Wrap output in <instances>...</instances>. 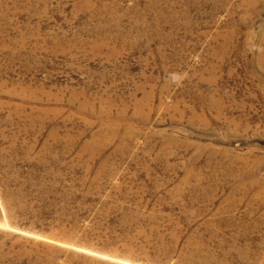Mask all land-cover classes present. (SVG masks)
I'll return each mask as SVG.
<instances>
[{
    "label": "rangeland",
    "instance_id": "obj_1",
    "mask_svg": "<svg viewBox=\"0 0 264 264\" xmlns=\"http://www.w3.org/2000/svg\"><path fill=\"white\" fill-rule=\"evenodd\" d=\"M0 264H264V0H0Z\"/></svg>",
    "mask_w": 264,
    "mask_h": 264
}]
</instances>
